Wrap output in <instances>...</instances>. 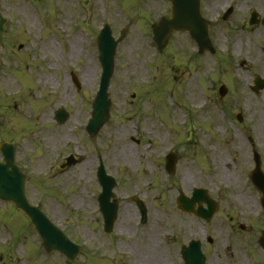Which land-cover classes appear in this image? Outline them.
Masks as SVG:
<instances>
[{"label": "rangeland", "instance_id": "374dc122", "mask_svg": "<svg viewBox=\"0 0 264 264\" xmlns=\"http://www.w3.org/2000/svg\"><path fill=\"white\" fill-rule=\"evenodd\" d=\"M227 1L206 0L208 17ZM236 3L233 27L250 9L264 14V0ZM0 11L7 18L0 45V142L15 145L29 202L82 248L75 264H184L180 247L190 240L200 241L205 264L263 263L257 240L264 221L260 193L249 180L253 162L246 139L254 126L264 173V90L241 101L243 124L229 119L212 92L231 78V60L239 81L253 73L264 78L262 51L254 44L262 43L260 34L241 29L225 34L219 25L212 35L216 56L190 61L185 53L192 54L194 45L186 35L174 34L158 54L151 36L129 28L114 55L109 119L89 138L84 127L100 76L96 34L108 18L123 24L126 15L118 8L105 15L100 0H0ZM229 102L233 106L235 100ZM59 108L69 115L62 125L53 119ZM144 120L156 127L149 129ZM217 126L222 135L214 133ZM212 144L227 166L213 164ZM171 151L177 163L169 175L164 158ZM127 152L134 155L129 162ZM69 154L83 161L60 170ZM98 157L117 182L119 209L110 234L103 232L97 205ZM194 188L206 190L218 205L209 222L176 208L178 190L190 197ZM134 195L147 208L142 225L136 206L127 201ZM64 261L46 255L28 219L0 202V264Z\"/></svg>", "mask_w": 264, "mask_h": 264}, {"label": "water", "instance_id": "95a60500", "mask_svg": "<svg viewBox=\"0 0 264 264\" xmlns=\"http://www.w3.org/2000/svg\"><path fill=\"white\" fill-rule=\"evenodd\" d=\"M171 1L175 7L172 9L171 18L162 20L157 25L153 26V40L159 49L162 51L167 46L170 34L175 30L189 31L193 39L202 43L201 40L204 38L205 34L204 30H198L201 20L198 19L199 14L197 8H195L196 12L194 13L193 10L186 8L182 1L175 0V4L173 0ZM191 21L193 24H191ZM3 23L4 20L0 16V43ZM98 43L104 72L100 91L93 103V118L86 128L90 136H94L107 120L108 108L110 105L106 88L108 85V78L112 72V57L115 43L109 40L105 31H103L98 38ZM256 84V90L263 88L261 80L256 82ZM57 115H59L57 120L61 123L67 117L61 110L57 112ZM0 152L3 155V161L0 162V200L11 201L17 209L21 210L30 219L41 238L43 248L47 252L57 251L63 254L68 260L74 261L79 252L78 247L73 245L61 231L55 228L37 208L31 207L27 203L24 195L25 177L14 165L12 148L7 144H2L0 146ZM175 159V155L172 154L168 155L166 158V170L169 173L173 172ZM71 163L73 162L68 160V165ZM97 176L102 186V193L98 199L100 210L105 220V231L110 232L117 211L116 201L110 202V198L112 197L111 189L114 183L111 178L105 175L102 166L98 168ZM252 181L262 195H264V175L261 173L258 166L252 174ZM133 200H135L139 207L142 216L145 217L146 211L143 204L135 198H133ZM195 203L198 204L197 210L193 209ZM202 203L207 205V209L202 208ZM262 203L264 206V197ZM177 205L180 210L194 213L206 220H209L217 209L215 203L207 197L206 192L203 190L195 191L190 199L183 196L180 192ZM259 245L264 250V231L261 233ZM182 255L185 264H203L198 242H191L188 248H183Z\"/></svg>", "mask_w": 264, "mask_h": 264}, {"label": "flooded vegetation", "instance_id": "af4514ba", "mask_svg": "<svg viewBox=\"0 0 264 264\" xmlns=\"http://www.w3.org/2000/svg\"><path fill=\"white\" fill-rule=\"evenodd\" d=\"M206 0H199L200 4V13L201 16L204 19H208V14H207V6H206ZM125 5L127 6V9H129L131 12L132 11H137L136 14H132L133 17V22L132 25H141L142 30L145 33H151V23L154 20H157V18H160L162 16H167L169 14V9L170 5L165 1V0H143V1H136V2H125ZM228 21V20H227ZM264 16L257 15L255 18V24L250 25L248 20H243L240 23V29L245 30V31H251L255 30L259 33V31H262L264 34ZM213 25L209 24L208 25V33L209 36L211 37V34L213 32ZM212 41V38H211ZM244 65L242 64V67ZM255 79V73L250 74L249 76L243 77L244 83H238L235 80H228L222 82V85L224 87V95L222 100L225 101L227 106H230V101L235 100V104H233L232 108V116H235V109H237L239 106H241V101L244 100V97L246 98L247 96L255 98V92L253 90V81ZM215 87H213V90ZM247 94V95H244ZM238 100H241L238 102ZM226 106V109L228 107ZM242 106H246L249 108L250 106L245 104H242ZM238 111V110H236ZM244 118H242V121L240 123H243ZM255 130V129H254ZM254 142H255V133H254Z\"/></svg>", "mask_w": 264, "mask_h": 264}, {"label": "bare ground", "instance_id": "6f19581e", "mask_svg": "<svg viewBox=\"0 0 264 264\" xmlns=\"http://www.w3.org/2000/svg\"><path fill=\"white\" fill-rule=\"evenodd\" d=\"M84 79H89L90 78V74H89V72L88 71H85V73H84ZM45 80H48V76L47 77H45ZM62 94L64 95V96H68V90H66V88L63 90V92H62ZM150 123V120H144V122H143V125L144 126H147L148 124ZM155 128L156 127V124L155 123H153V124H149V129H151V128ZM214 133L216 134V135H222V133H221V129L219 128V126H217L216 128H215V130H214ZM221 133V134H220ZM211 149H212V152H211V161L213 162V164L215 165L216 164V162H219V163H222L223 161H221V159H220V157H221V153L219 152V149H217L216 148V146L214 145V144H212V146H211ZM133 154L131 153V152H127L126 153V160L129 162L132 158H133ZM222 165H224V167L225 166H227L228 164L226 163V162H224V164L222 163ZM223 170V169H222ZM184 180V182H185V178L183 179ZM172 218V219H171ZM174 219V216H171L170 217V220H173Z\"/></svg>", "mask_w": 264, "mask_h": 264}]
</instances>
